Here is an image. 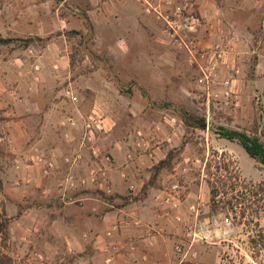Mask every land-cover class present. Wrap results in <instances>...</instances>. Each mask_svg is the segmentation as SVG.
Masks as SVG:
<instances>
[{
  "label": "rangeland",
  "instance_id": "obj_1",
  "mask_svg": "<svg viewBox=\"0 0 264 264\" xmlns=\"http://www.w3.org/2000/svg\"><path fill=\"white\" fill-rule=\"evenodd\" d=\"M120 2L125 8L121 9L123 4L112 5L117 10L116 16L99 29V23L89 20L86 13L93 9L99 13V3L95 6L88 0H0V38L15 39L0 45V222L6 221L8 232L6 242L0 240V249L13 259V264L33 263L26 261L28 244H24L23 238H33L40 246L54 236L53 232L66 229L53 225L55 221L73 224L68 229L82 234L83 222H99L105 213L124 203L123 197L106 192L109 182L100 190L98 184L102 179L98 174H94L93 187L86 189L83 180L69 174V158L62 159L66 168L60 172L55 169L57 158L45 162L32 149L18 145L27 140V132L22 140L21 131H12V118L6 115L7 111H20V116L14 118L20 120L25 108H46L58 101L56 98L48 101V95H61L66 111L82 109V121L91 113L99 116L103 111L108 125L99 134L109 135L110 147L134 149L132 141L137 140L134 129L138 128L150 148L159 147L165 158L174 151L171 168L164 171L167 173L162 171L160 181L170 174L184 186V196L189 193L192 205L205 204L211 187L225 201L233 197L234 188L239 191L257 187V178H264L263 165L251 159L237 142L220 136L221 129H230L255 136L264 143V82L252 84L249 79L254 63L252 54L243 51L242 59L239 57L237 61L238 107L227 108L218 100L210 101L207 107L195 86L194 72L184 56L167 45L161 26L146 14L143 5L133 0ZM107 27H111V34ZM115 42H119L118 52L108 50L107 45L114 46ZM48 44L50 48L44 52ZM62 54L66 58L64 65L58 61ZM168 117L176 119L174 126L164 122ZM69 118L70 115L63 117L62 127L67 128ZM200 119L202 128L197 126ZM158 124L160 128L156 130ZM32 135L36 136L34 132ZM53 137L58 142L71 138L63 131L62 135L57 131ZM135 149L142 152L146 148L135 146ZM185 157L199 160L200 166H185L182 163ZM154 165L149 162L134 165L131 171L148 178ZM39 170L46 177L38 178ZM195 173L213 174L209 176L212 184L202 180L197 186L198 181L192 180ZM68 174L74 180L67 178ZM245 179L254 184H235ZM190 181L194 185L187 190ZM76 184L80 187H75ZM141 196L139 193L132 198ZM205 209L207 212V206ZM212 210L220 215L214 214L212 219L230 213L225 205L221 210L214 207ZM259 214L254 216L252 242H246L244 227L238 228L242 241H223L224 224H216L210 229H216L218 237L209 244L194 245L183 264H264V222L262 213ZM187 215L188 207L186 219ZM211 217L207 220L209 224L213 221ZM20 221L24 222V228Z\"/></svg>",
  "mask_w": 264,
  "mask_h": 264
},
{
  "label": "crops",
  "instance_id": "obj_2",
  "mask_svg": "<svg viewBox=\"0 0 264 264\" xmlns=\"http://www.w3.org/2000/svg\"><path fill=\"white\" fill-rule=\"evenodd\" d=\"M115 1L88 0L95 6L97 3L100 4L99 13L98 9L87 10L86 12L89 20H95L99 23V29L104 28L112 16H116L117 10L112 5L123 4L121 9L125 8L123 7L125 4L120 2L121 0ZM206 1L209 5V11H212L210 13H213V17L219 20L220 28L226 34L230 33L235 36L234 50L238 54V58L242 59L240 53L243 51L252 54L251 59L253 58L254 63L251 75H249L251 83L264 82V0ZM137 23L139 24L138 20ZM106 30L109 34L112 33L111 27H107ZM118 43L115 42L114 46L108 44L107 49L112 48L114 52H118L116 48ZM50 44L47 45L44 52L49 50ZM64 59L66 58L62 54L58 60L61 65H64ZM237 84L236 86H238ZM48 96V101L54 98L58 101L51 103L46 108H25L24 112L21 113L20 120H14L15 116H20V111L16 109L7 111L6 115L12 118L10 122L12 131L13 129L21 131L22 140L27 132V140L23 143L18 142V145L21 143V146H27L30 151L32 149L33 152H36L35 156H39L40 160L44 159L45 162L52 157L53 160L57 158L55 169H60V172L66 168L61 163L62 159L69 158L71 161L69 174H74L77 180H83L86 189L93 187V173L98 174V177L101 176L102 179V183L98 184L100 190L105 188L104 183L109 182L110 186L106 188V192L123 197L124 203L105 213L99 222L90 220L83 222L81 227L84 232L82 234L68 229L73 224L55 221L53 225L57 224L58 227L66 229L53 232L54 236L49 237V240L45 239L40 246L39 242L33 238H23L24 244H28L26 253H24L27 254L26 261L28 263L33 262L32 264H178L179 257L174 252V245L182 241L187 207L191 204V200L182 193L180 207L172 210L163 203L165 191L173 181L170 174H167L165 179L160 181L161 174L164 172L161 171L153 186H150L143 193L142 189L147 186L151 174L147 178L143 173H132L131 171L132 168L135 169L134 165H144L147 162L153 165L164 160V151L155 146L144 149L142 152L137 151L135 146L138 140L132 141L134 149L123 151L119 145L118 147H110L109 135L103 136L99 132L95 133L96 141L94 138L90 142L86 141L83 136L84 120L81 119L83 110L76 107L71 111H66L65 106L61 103L65 99L61 95L54 96L51 94ZM102 112L100 111L99 116L102 118L106 129L108 124L107 120L104 119L105 114ZM64 113H68L67 116L70 115L69 119L74 122L73 127L67 123V128L61 126L63 117H67L66 115L63 116ZM35 117L36 120H34ZM19 125L21 128L17 127ZM137 130L140 129H134V131ZM57 131L60 135H62V131L66 132L71 138L62 139L63 141L58 142L60 140L53 137ZM33 132L35 137L33 135L31 137ZM11 141L14 142V145V138H11ZM93 149L97 151L98 156L92 155L91 150ZM44 154L47 156L44 157ZM106 156L109 157V162L105 160ZM55 169H53L54 173ZM31 176L33 175L31 174ZM43 177L46 176L39 170L38 178ZM78 185L76 184L75 187ZM139 193L140 196L142 195L141 197L132 198ZM132 219L139 220L141 226L134 228L128 224L131 223ZM21 222L23 227L24 222ZM115 223L119 224L120 231L115 238L107 239L104 236L105 231ZM24 233L27 234L26 231ZM38 246L39 251L36 249ZM16 256L19 257V255Z\"/></svg>",
  "mask_w": 264,
  "mask_h": 264
},
{
  "label": "built area",
  "instance_id": "obj_3",
  "mask_svg": "<svg viewBox=\"0 0 264 264\" xmlns=\"http://www.w3.org/2000/svg\"><path fill=\"white\" fill-rule=\"evenodd\" d=\"M137 4L144 6V11L148 16H152L155 22L161 26L162 35L167 38V45L180 52L187 65L195 75V86L200 91L205 100L206 106L210 101H220L227 108H237L238 93L236 84L238 83L240 69L237 65L238 54L235 53L236 38L233 34H226L221 28L219 20L211 16L206 0H133ZM75 102L76 98L70 96ZM67 125L74 126V122L68 119ZM164 122L170 126L176 124L173 117L164 118ZM206 119V129L208 123ZM65 125V124H64ZM68 127V126H67ZM159 130V124L154 127ZM102 118L95 113H91L84 121V138L91 141L96 132H105ZM67 134V133H66ZM137 137L136 147L150 149L147 140L143 139L141 130L135 131ZM68 135V134H67ZM93 156H98L95 149L91 150ZM109 162V157H105ZM182 163L187 165L199 164L200 161L190 160L185 157ZM93 173V178H95ZM67 178L74 180L72 175ZM163 198L164 205L175 210L180 207V196L185 192V188L178 182L172 181L165 191ZM190 221L186 219L183 226L182 241L174 245V252L179 257V263L183 264L194 245H204L212 242L218 237V231L211 230L210 226L216 225L215 220L211 224H201L198 222L199 206L190 205ZM130 224L134 228H139V220H131ZM120 231L118 223L111 225L104 236L107 239L115 238ZM217 231V232H216Z\"/></svg>",
  "mask_w": 264,
  "mask_h": 264
},
{
  "label": "flooded vegetation",
  "instance_id": "obj_4",
  "mask_svg": "<svg viewBox=\"0 0 264 264\" xmlns=\"http://www.w3.org/2000/svg\"><path fill=\"white\" fill-rule=\"evenodd\" d=\"M194 175L195 178H193L192 180L198 181L196 182L197 186L201 183L202 180L207 185L212 184V178H209V176L213 177V174L195 173ZM250 181L251 179H245V181L241 180L240 182H235V184H254L253 181ZM255 183L257 184V187L240 188L239 191L237 190V188H234L233 197L225 199V201H223V198L217 197L216 189H214L213 187L209 188V195L206 203L198 204L200 212L198 215V222L201 224H209L207 222L208 218H210L214 214H217L212 210V208L214 207L215 209L218 208L219 210H221L222 205H225L227 208H230V213H225L226 217H222L221 219H212L211 217V220H215L217 226L224 224L221 229L223 233V241L229 243L238 242V240L242 241V235L239 234L238 228L244 227L246 229L244 231L246 233V242H252V228L254 227V216H259V213L261 212L263 215L262 221L264 222V178H257V181ZM193 185L194 183L190 181L189 183H187L186 189L188 190ZM187 195L189 197V193ZM190 205L191 204L188 205V209ZM206 206L207 212H205ZM205 214H207L208 217L205 216ZM217 216L220 215L217 214ZM191 218L192 217L188 210V221H190ZM255 223L258 224L257 226H259L258 220H256ZM226 237L228 239H226Z\"/></svg>",
  "mask_w": 264,
  "mask_h": 264
},
{
  "label": "trees",
  "instance_id": "obj_5",
  "mask_svg": "<svg viewBox=\"0 0 264 264\" xmlns=\"http://www.w3.org/2000/svg\"><path fill=\"white\" fill-rule=\"evenodd\" d=\"M14 40L15 39L0 38V45H7L11 42H14ZM30 40L32 41V39H29V42H31ZM182 119L185 122H187L184 116H182ZM197 124H198L197 126H200L202 128L203 120L201 119L198 120ZM220 136L227 141L237 142V144H239L242 147V149L246 152V154L251 159L255 160L256 162L264 166V143H262L257 137L249 136L245 133L235 131V130H230V129H221ZM178 150H180V148ZM178 150H176L175 152H177ZM173 152H168L164 160L159 161L156 165L153 166V169H151V176H150L149 182L147 183V186L143 187L142 189L143 193L150 186H153L158 174H160L161 171L170 170L171 162L173 159V154H172ZM0 187H1V184H0ZM7 239H8L7 223L6 221L2 223L0 222V240H2L3 242H6ZM0 264H13V259L9 257L8 255H5L1 251V249H0Z\"/></svg>",
  "mask_w": 264,
  "mask_h": 264
}]
</instances>
